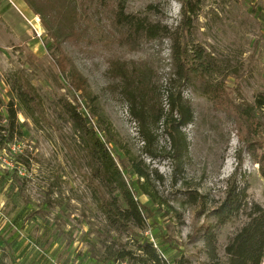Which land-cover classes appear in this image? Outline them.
I'll list each match as a JSON object with an SVG mask.
<instances>
[{
	"label": "rangeland",
	"instance_id": "rangeland-1",
	"mask_svg": "<svg viewBox=\"0 0 264 264\" xmlns=\"http://www.w3.org/2000/svg\"><path fill=\"white\" fill-rule=\"evenodd\" d=\"M189 1L194 6V13L189 15L190 47L197 46L212 57L213 78L224 81L229 99L210 101L191 88L184 89L194 122L184 129L188 154L177 184H171L168 160L150 161L143 155L137 126L107 72L113 60L145 63L162 95L170 72L171 43L168 39L143 40L134 50L119 45L109 31L110 15L100 9L99 0H74V20L66 23L62 20L63 8L55 1L47 6L31 0L29 6L24 0H0V113L9 97L5 79L13 72L29 80L52 113L51 97L67 93L64 85L68 79L57 68L58 61L67 70L75 68L92 96L81 99L85 109L102 114L118 145L135 156H144L165 179L159 191L170 200L178 216H158L157 224L148 222L145 234L152 237L170 263L182 257L187 264H209L200 235H192L210 223L209 201L222 197L224 182L237 164L235 152L240 142L236 127L221 107L253 104L256 95H264V0ZM125 6L127 12L137 15H144L146 7L153 6L147 13L149 18L171 30L181 22L182 0H125ZM161 102L164 106L165 99ZM18 119L26 121L22 114ZM60 131L69 141L68 126L60 124ZM154 133V148L167 149L161 126ZM25 134L21 142L8 147L6 155L0 154V169L11 171L17 167L14 181L20 187L18 196L8 194L7 181L0 178V264H96L91 248H99L100 220L89 210L91 206L82 194V176L66 161L65 149L54 131L43 134L27 122ZM110 147L112 151L117 149L113 144ZM20 152L32 157L29 169L15 165V154ZM240 175L239 183L247 187L248 200L264 207V180L247 154ZM188 188L205 197L202 213L198 214L200 206L184 204L176 193ZM71 189L74 195L83 197L81 202L71 199ZM139 200L155 209L145 196ZM243 222L241 217L218 231L219 264L225 263L223 248Z\"/></svg>",
	"mask_w": 264,
	"mask_h": 264
},
{
	"label": "trees",
	"instance_id": "trees-1",
	"mask_svg": "<svg viewBox=\"0 0 264 264\" xmlns=\"http://www.w3.org/2000/svg\"><path fill=\"white\" fill-rule=\"evenodd\" d=\"M24 1L32 6L31 0ZM38 1L47 6L55 1L63 8L62 20L65 23L74 20V0ZM98 4L100 9L110 15L109 31L119 45L134 50L143 40L168 39L171 43L170 72L162 95L158 92L150 66L145 63L113 60L108 64L107 72L137 126L143 155L150 161L168 160L172 169L171 184L175 185L181 180L188 154L184 129L194 122L193 111L183 95L184 89L191 88L210 101L223 102L229 99L224 81H215L213 78L215 64L212 57L197 46L190 47L189 15L194 13V6L189 0H182L180 25L171 30L149 18L147 13L154 9L153 6H147L144 15H137L126 11L125 0H99ZM56 66L65 73L68 82L64 85L66 95L56 93L51 97L52 113L48 112L46 102L25 77L13 72L5 79L9 97L5 104L2 103L0 113V154L6 155L11 144L23 140L27 122L32 124L35 131L43 134L44 131H54L58 142L65 149L66 161L72 170L82 176V194L91 206L89 210L100 220V236H97L96 242L99 248H91L95 263L187 264L188 261L182 257L170 263L152 237L145 234L149 228L148 222L157 224L158 216H178L170 200L159 191V186L165 182L164 177L157 168L145 161L144 156H135L129 149L118 145L110 135L111 125L102 114L89 107L85 109L81 99H91L92 96L86 80L75 68L67 70L61 61ZM162 98L165 99L164 106ZM221 108L233 118L236 127L240 142L235 152L237 164L224 182L222 197L209 201L212 203L207 210L210 223L196 229L192 236L200 235L204 257L209 264H219L218 231L242 217L243 224L223 248L226 258L224 264H262L264 207L248 200L247 187L240 185L239 179L244 154H247L252 163L257 165L258 173L264 180V95H256L253 104H229ZM19 114L26 121L20 122ZM62 123L70 131L69 141L60 131ZM157 126H161L167 149L157 151L154 148V129ZM112 144L117 147L115 151L110 147ZM13 161L16 166L29 169L32 157L20 152L15 154ZM17 170V167L11 171L0 169V178L8 184V194L16 196L20 193L18 182L14 181ZM54 179L53 184L57 188L58 177ZM70 192L72 200L81 202L83 197L74 195L72 189ZM176 193L182 196L184 204L200 206L198 214L203 212L205 202L202 200L205 197L199 191L188 188L179 189ZM140 196H145L155 209L141 203ZM53 201L58 204V200Z\"/></svg>",
	"mask_w": 264,
	"mask_h": 264
}]
</instances>
